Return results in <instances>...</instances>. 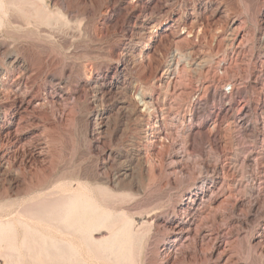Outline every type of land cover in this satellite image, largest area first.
I'll list each match as a JSON object with an SVG mask.
<instances>
[{
    "label": "rangeland",
    "instance_id": "1",
    "mask_svg": "<svg viewBox=\"0 0 264 264\" xmlns=\"http://www.w3.org/2000/svg\"><path fill=\"white\" fill-rule=\"evenodd\" d=\"M46 3L73 12L76 25L58 26L50 35L18 12L1 17L0 191H6L12 174L25 182L45 181L46 176L49 188L59 176V181L88 184L100 199L98 182L115 190L110 156L139 149L148 154L146 169L136 172L133 186L109 197L113 209L138 223L146 220L130 264H264V165L259 157L264 147V53L258 49L264 0ZM140 12L154 14L157 22L135 36L131 30ZM231 20L241 33L233 47L224 48L219 38ZM128 44L136 54L125 66L118 53ZM172 53L184 57L175 82L164 91L157 78ZM203 55V68L192 70V60ZM14 59L25 67L10 68ZM89 77L101 90L112 85L116 97V86L124 85L125 95L137 102L140 120H120L112 134L100 131L94 116L99 109L115 113L114 93L97 107L98 92L87 88ZM58 83L66 95L57 93ZM140 95L152 103L150 110L139 102ZM229 97L235 106L244 102L250 107V129L245 135L221 127L212 139V111ZM24 99L31 103L18 112ZM198 100L203 103L200 114L193 113ZM146 128L156 141L144 138ZM232 151L241 166L231 175L223 154ZM25 196L8 197L0 205L12 199L19 204ZM22 257L0 256V264H43Z\"/></svg>",
    "mask_w": 264,
    "mask_h": 264
},
{
    "label": "bare ground",
    "instance_id": "2",
    "mask_svg": "<svg viewBox=\"0 0 264 264\" xmlns=\"http://www.w3.org/2000/svg\"><path fill=\"white\" fill-rule=\"evenodd\" d=\"M15 12L23 14L24 18L28 16V22L42 32L41 34L44 32L45 34L58 32L56 29L60 26L69 28L76 25L74 22L71 23L73 12L70 14L68 11L62 12L60 9L50 8L46 0H0V25L2 16H7L9 13L11 15ZM156 22L157 17L154 14L143 15L140 12L131 31L133 35L141 36L147 29L152 28ZM236 24L231 20L219 38V43L224 48L233 47L235 41L239 38L241 27ZM135 49L128 44L119 51L118 58L125 66L130 64L131 58L136 51ZM258 49L264 53V32L258 37ZM182 55L180 53H172L157 78L158 87L165 89L164 91L169 88L171 83L175 82L178 67L184 57ZM204 56L197 57L192 62L190 61L192 70L197 72V70L199 71L203 68L206 61ZM9 63L10 68L25 67L24 62L18 59H14ZM84 71H86L85 68ZM122 73L125 76L121 68L120 74ZM124 79L126 78L124 77ZM87 80L89 84L87 88L96 87L98 93L95 94L97 96L95 97V104L97 107H101L106 97L114 93L113 86L110 85L106 89L101 90L95 83L93 84L90 77ZM2 87L0 85V91ZM116 87L120 91L118 93L119 96L116 97V91L112 96L116 107L115 113L109 115L105 109H99L94 116L98 129L111 134L119 130L120 120H138L139 114H141H138V105L135 99L125 95V86L118 85ZM56 91L61 96L68 93L65 91L64 85H60V83L56 85ZM224 97L226 98V96ZM138 100L145 105L147 110L151 109L152 103L144 100L142 95H140ZM30 101V99L20 101L21 104L17 111L23 112L26 110L31 103ZM202 106L201 100L196 101L193 113L200 114ZM212 113H214V116L208 122L209 131L213 134L212 139H215V133L221 127L230 131L239 130L245 135L250 129V125L247 122V118L250 116V107L244 102H240L239 105L235 106L229 97L227 100L220 102L217 111H212ZM147 129L143 130L144 138L150 135V137H153L151 141H156L154 134L149 133V129ZM233 151L223 154L224 160H226L224 167L227 168V173L231 175L239 171L238 167L241 166L237 164V154L233 156ZM147 155L146 153L141 155L139 149L138 151L133 150L129 156L121 153L111 155V166L115 169L111 184L115 190L109 188L107 183L103 186L104 184L101 183L104 180L102 179L103 182L96 183V189H98L96 193L101 194L100 199L94 195L95 193L92 192L88 184L86 185L82 181L77 180L75 182L64 180V178L59 181L61 177L58 176L57 180L49 188L46 186V176H44L46 178L45 181L27 182V180L25 182L19 177V174H12V177L7 179L6 191H0V201L13 196L18 197L21 194L23 195V193L26 198L24 200L20 199L19 201L22 202H19V204L12 202V199V203L0 205V256L5 260L14 257L20 260L24 256L31 259V261L36 260V262L43 264H93L91 262L94 260L101 261V264L104 260L112 264H130L133 247L137 243L140 244L139 242L142 240L138 229L146 220H140L138 223L134 220V217L127 216L124 211L113 209L111 205L109 206V197L113 196L112 193L114 194L113 191H116V189L132 185L136 172L146 169ZM259 157L264 165V147L260 151ZM49 175L48 177H50ZM4 177L6 176L4 175ZM237 184H240L238 180ZM45 188H48V190L44 191Z\"/></svg>",
    "mask_w": 264,
    "mask_h": 264
}]
</instances>
